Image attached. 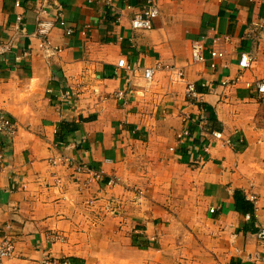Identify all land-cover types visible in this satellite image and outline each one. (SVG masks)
Here are the masks:
<instances>
[{
	"label": "crops",
	"instance_id": "crops-1",
	"mask_svg": "<svg viewBox=\"0 0 264 264\" xmlns=\"http://www.w3.org/2000/svg\"><path fill=\"white\" fill-rule=\"evenodd\" d=\"M14 1L0 0V39L10 47L0 59V110L17 123L14 137L0 135V244L13 246L3 264H264L247 258L264 247V102L245 87L264 70V0H155L147 31L130 28L129 12L118 24L110 12H141L143 0H49V18L60 5L77 31L51 32L59 53L31 36L44 0ZM211 28L255 52L249 69L238 56L187 65L190 42ZM121 54L128 71L115 69ZM157 65L183 68L184 82L169 86L159 71L148 85L143 72ZM210 114L219 128L207 134ZM78 164L124 187L76 174ZM235 191L256 197L253 215L234 210Z\"/></svg>",
	"mask_w": 264,
	"mask_h": 264
},
{
	"label": "built area",
	"instance_id": "built-area-1",
	"mask_svg": "<svg viewBox=\"0 0 264 264\" xmlns=\"http://www.w3.org/2000/svg\"><path fill=\"white\" fill-rule=\"evenodd\" d=\"M226 2L227 0H222ZM104 2H109V0H104ZM49 0H44L42 8L38 10L37 13V20L36 25L33 33L31 34L32 37L37 38L39 40V48L44 52L52 51L54 53H59V49H54L50 47V43L48 38L51 32L55 29H59L65 37L73 36L77 31L76 29L66 21V19L62 16L63 14V7L60 5H56L55 9L58 13L56 20L53 21L49 18L50 10L52 6L48 4ZM15 7H20L19 2L16 0L14 1ZM127 11L131 14L129 21L130 28L133 31H147L151 28L153 21L159 15V8L157 2L155 0H143V10L138 13H134L133 9L129 5H124L122 8H115L112 7L111 14L115 19V23H120L121 19L125 17L124 12ZM22 16L16 17V24L14 25V32L17 35H25V31L22 29ZM261 32H264V27H258ZM81 35H85L86 29L80 31ZM15 39V38H13ZM243 40L251 42H257L256 37H252L250 33H246L243 36ZM9 45L3 44L2 40L0 39V59H3L4 56L9 52ZM28 54H24L23 58H26ZM231 56H238V67L240 70H246L251 67V65L256 61L255 52H242V50L237 46L236 42L228 36H215L214 30L211 28L208 32L206 38H199L195 39L190 42L189 45V57L187 61L188 66L192 65H201L205 62L211 60L214 61H224L225 59ZM214 67V65H212ZM225 68H228L225 65ZM116 70H123L128 71L130 66L127 63V57L124 54H121L115 66ZM163 71L166 73V81L169 86H174L177 84H181L184 82L185 73L183 68L176 67L174 65H157L155 68L147 69L143 72V79L149 85L153 79L155 73ZM227 83H223V86ZM246 89L252 91L257 99L264 102V70L262 73L261 79L257 80L256 82H245ZM187 95L192 97H196L195 89L192 84H188L186 87ZM63 96L66 98L70 97L69 90H65ZM118 101L123 99L121 94L116 96ZM17 130V123L14 122L12 117L6 113L4 110H0V135H5L6 137H14ZM187 136L188 133H185ZM212 136L216 140L223 139L221 133H213ZM204 154L208 153V148L203 147ZM2 153H0V174L2 173ZM66 163L69 160L66 157H63ZM74 172L79 175L87 176L95 181H102L107 186H113L117 181L111 177L104 178L102 172H98L90 167L83 166V165H74ZM247 201L251 203L253 206L256 202V197L254 195H249L247 197ZM210 214L215 213V209L209 210ZM249 216L247 217V219ZM260 238L264 240V232L260 233ZM234 237L232 239V244H234ZM13 251V246L11 241L5 240L2 244H0V264H3L6 260H8ZM233 252L241 255V252L237 249H233ZM231 253H229L230 255ZM259 254L261 257H259ZM248 260H261L264 263V247L260 253H256L253 256H248ZM41 264H66L56 262L49 258H44L40 262Z\"/></svg>",
	"mask_w": 264,
	"mask_h": 264
},
{
	"label": "trees",
	"instance_id": "trees-1",
	"mask_svg": "<svg viewBox=\"0 0 264 264\" xmlns=\"http://www.w3.org/2000/svg\"><path fill=\"white\" fill-rule=\"evenodd\" d=\"M198 123H199V120L197 121V123L194 124V126L189 128L188 130H190V132L192 133L193 129H195V127ZM203 126L204 127H202V130L204 133H207V134L208 133L210 134V133H212V130H216L219 128V124L212 114H210L208 119L206 121H204ZM62 127H63L64 131H68V132H72V131L76 130V127H74L73 124L69 125L67 123H63ZM191 133H190V137H191ZM233 200H234V210L237 213H239L241 215H247V214L253 215L254 214L253 205L244 199V196L241 192L235 191L234 195H233Z\"/></svg>",
	"mask_w": 264,
	"mask_h": 264
},
{
	"label": "rangeland",
	"instance_id": "rangeland-1",
	"mask_svg": "<svg viewBox=\"0 0 264 264\" xmlns=\"http://www.w3.org/2000/svg\"><path fill=\"white\" fill-rule=\"evenodd\" d=\"M223 139H220V140H218V141H222ZM234 143L235 142H231V144H230V147H228V148H232L233 147V145H234ZM207 148L209 149V147L207 146ZM205 154L203 153V155L202 156H204ZM209 155H211V153H210V151H209V153H208V155L206 154L205 156H209ZM63 158V157H62ZM224 167V169H226V170H228L227 169V167H226V165L225 166H223ZM113 179H115L117 182L113 185V186H111V187H124V182H123V180L119 177H113ZM133 194H134V203L135 204H141L142 203V200H143V198H144V196L142 195V192L141 191H139V190H136V191H134L133 192ZM181 199H183V197H181ZM178 200H180V198L178 199ZM132 202V201H131Z\"/></svg>",
	"mask_w": 264,
	"mask_h": 264
}]
</instances>
